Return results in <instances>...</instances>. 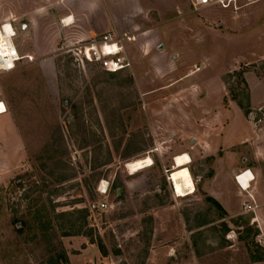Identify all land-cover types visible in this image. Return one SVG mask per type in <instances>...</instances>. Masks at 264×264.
<instances>
[{
	"label": "rangeland",
	"instance_id": "374dc122",
	"mask_svg": "<svg viewBox=\"0 0 264 264\" xmlns=\"http://www.w3.org/2000/svg\"><path fill=\"white\" fill-rule=\"evenodd\" d=\"M249 4L239 0V11ZM60 5L43 3L44 22L53 25ZM20 7L0 0V24H12L23 56L0 72V96L25 149V157L10 147L0 153V264H59L60 252L68 264L256 263L253 214L230 218L207 200L211 160L200 162L196 142L204 125L230 124L231 117L216 123L219 103L264 131V107L251 105V95L264 99V55L252 58L260 37L209 46L174 40L184 53L178 59L148 50L145 35L127 43L129 67L110 73L78 52L102 34L74 39L54 28L42 37ZM240 57L252 59L230 64ZM183 153H192L195 191L176 197L166 176ZM143 158L151 165L129 171ZM99 203L107 207L90 210Z\"/></svg>",
	"mask_w": 264,
	"mask_h": 264
},
{
	"label": "crops",
	"instance_id": "0c3cea01",
	"mask_svg": "<svg viewBox=\"0 0 264 264\" xmlns=\"http://www.w3.org/2000/svg\"><path fill=\"white\" fill-rule=\"evenodd\" d=\"M18 1L21 3L20 15L35 17L36 32H41L42 37L58 29L73 33L74 39H87L107 32L119 35L125 33L134 37L130 41L124 40L125 51L127 43L142 40L145 35H149L148 41L146 40L148 50L153 47L161 48L163 58L173 55L172 57L179 59L184 53L175 48L174 40L182 39L184 42L190 37L191 40L197 41L198 45L209 46L213 42H226L241 36L247 39L258 36L263 48L256 50L252 58H261L264 55V10H261L264 0H257L240 11L215 6L195 10L190 0H58L61 8L57 14H53V25L43 20L46 16L43 3L48 0H5L11 4ZM251 5L252 7H249ZM208 33L213 37L210 38ZM14 42L19 52L15 39ZM19 44L21 45V41ZM252 58H235L230 64ZM197 59L194 58V62ZM203 63L202 61L199 64L201 66L195 72L200 70ZM245 78L249 82L250 76L246 75ZM253 98L251 95V105L264 107V99ZM221 99L220 96V102ZM0 102L6 107L2 96ZM214 113L218 115L215 120L217 124L230 117L231 121L229 125H204V132L198 134L201 138L197 139L196 145L202 148V155L198 158L203 162L211 157L209 160L212 169L211 174L202 180V189L220 205L225 215L232 218L243 214L242 203L248 200V196L237 185L234 177L243 170H249L254 180L248 193L257 204L251 213L258 228L257 236L264 248V131L255 125H249L240 112V116L236 113L231 116L229 111L221 108L220 103ZM235 122L242 124L238 125L237 131ZM9 147L13 153L24 154L25 157L21 136L6 107V111L0 113V153L4 154ZM219 150L221 154H217ZM87 248L89 247L84 250Z\"/></svg>",
	"mask_w": 264,
	"mask_h": 264
},
{
	"label": "built area",
	"instance_id": "2783aa9c",
	"mask_svg": "<svg viewBox=\"0 0 264 264\" xmlns=\"http://www.w3.org/2000/svg\"><path fill=\"white\" fill-rule=\"evenodd\" d=\"M246 3H253L257 0H244ZM193 9L198 10L203 7L215 6L221 8H231L233 11L239 9V0H190ZM11 29L12 34L6 32L5 24H0V72H9L17 67V64L21 61V56L17 50L14 42L15 31L11 23H7ZM13 29V31H12ZM134 39L133 36L127 34H116L107 32L96 39H90L84 41L82 47L78 50L82 58L88 62H99L103 69L110 73L122 71L129 67V62L125 56L124 51V40L130 41ZM0 113L6 111L5 105L0 102ZM191 161L188 163L190 164ZM170 174V173H169ZM169 183L171 193L176 197L179 196L175 191V185L170 180V175L166 176ZM237 185L242 189L248 196V200L242 203V212L251 213L257 207L252 195L248 193L250 184L254 180V176L249 170H243L235 175L234 177ZM105 188L103 192H106ZM105 203L92 204L90 210L95 208H105Z\"/></svg>",
	"mask_w": 264,
	"mask_h": 264
},
{
	"label": "bare ground",
	"instance_id": "6f19581e",
	"mask_svg": "<svg viewBox=\"0 0 264 264\" xmlns=\"http://www.w3.org/2000/svg\"><path fill=\"white\" fill-rule=\"evenodd\" d=\"M4 29L6 30L8 34H12L11 29L8 26V24L5 25ZM190 161L191 160H190V156L188 155V153L177 155L173 159V169L169 175H170V180L173 181L175 185V191L176 193H178L179 196H186V195L194 193L195 191L194 182L189 172V169L187 167ZM150 165H151L150 158H143V159H139V160L128 163L127 167L129 171L136 172ZM99 186L101 189L103 188L105 189V185H102V183H100Z\"/></svg>",
	"mask_w": 264,
	"mask_h": 264
},
{
	"label": "trees",
	"instance_id": "16d2710c",
	"mask_svg": "<svg viewBox=\"0 0 264 264\" xmlns=\"http://www.w3.org/2000/svg\"><path fill=\"white\" fill-rule=\"evenodd\" d=\"M235 98H236L235 95L231 96V99H235ZM209 159H211V157ZM207 200L210 201L213 205H215L218 209L223 211L222 208L220 207V205L214 199H212L211 197H207ZM78 212H79V210L76 209L74 211H66V212L57 213V216L70 218V217H73L74 214H76ZM254 226L256 228L254 231V235L255 234L257 235L258 234V228H257L256 224H254ZM248 229L251 230L250 227H248ZM77 234H79V233H77ZM65 235H73V234L64 233V236ZM255 247H257V249L254 251V255H252V261L264 262V248L262 246H259V245H255ZM57 262H59V264H68V259L66 257V254H64V252H60L57 255Z\"/></svg>",
	"mask_w": 264,
	"mask_h": 264
},
{
	"label": "water",
	"instance_id": "95a60500",
	"mask_svg": "<svg viewBox=\"0 0 264 264\" xmlns=\"http://www.w3.org/2000/svg\"><path fill=\"white\" fill-rule=\"evenodd\" d=\"M25 27V24L23 23L22 25H21V29H23Z\"/></svg>",
	"mask_w": 264,
	"mask_h": 264
}]
</instances>
